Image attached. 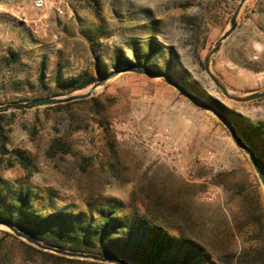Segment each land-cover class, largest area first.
I'll return each mask as SVG.
<instances>
[{
  "label": "rangeland",
  "instance_id": "1",
  "mask_svg": "<svg viewBox=\"0 0 264 264\" xmlns=\"http://www.w3.org/2000/svg\"><path fill=\"white\" fill-rule=\"evenodd\" d=\"M29 2L0 0V106L82 94L102 77L95 64L109 73L119 67L118 57L130 60L134 51L147 67L170 61L190 90L264 126V98L229 101L203 70L239 0H63L60 16L53 8L34 11ZM40 16L46 29L32 23ZM151 41L155 52L148 55ZM210 70L235 95L264 91V0L245 2ZM83 74L94 81L50 96L60 90L56 77L61 82ZM92 97L95 106L4 113V149L21 152L31 167L0 153L2 179L14 189L28 187L39 206L66 205L74 214L120 202L126 215L192 231L217 264H264V192L218 119L159 79L133 73L119 75ZM57 138L68 152L48 157ZM0 192L7 195L1 186ZM3 232L0 264H80L30 251L19 241L45 252Z\"/></svg>",
  "mask_w": 264,
  "mask_h": 264
},
{
  "label": "trees",
  "instance_id": "2",
  "mask_svg": "<svg viewBox=\"0 0 264 264\" xmlns=\"http://www.w3.org/2000/svg\"><path fill=\"white\" fill-rule=\"evenodd\" d=\"M148 52V55L155 52L152 41L148 45ZM115 62V66H146L139 60L134 51L132 52V59L118 57ZM149 68L166 74L188 87L186 83L179 81L172 73L170 61L164 62L161 67L152 66ZM94 71L98 76L107 74L97 64L94 65ZM54 81L57 87L60 85V90L50 96L83 89L94 81V77L83 74L78 78L66 79L61 82L56 77ZM89 102L95 106L96 98L44 107V110H67ZM221 110L244 136L264 173V126L258 123H249L240 114ZM12 115L13 113L9 114V116ZM5 116V114H0V119ZM4 140V136L0 133V153L12 155L15 163L21 168L30 169L31 160L21 152H6ZM64 145L60 139H54L46 151V155L53 157L58 152L66 154L68 149ZM0 186L7 192V195H2L0 192V220L12 224L45 245L118 258L135 264H217L203 241L196 238L192 231L173 230L172 222L169 223L166 220L162 222L157 218L140 216L134 212L126 215L121 212L123 205L120 202L109 201L107 209L101 208L95 213L89 211L74 214L68 211L66 205L55 206L52 203H48L47 206L37 205L34 201L35 195L28 187L19 186L14 189L1 176ZM3 233L5 236L17 240L7 232ZM19 243L28 250L53 260L68 263L101 264L66 259L38 251L21 241Z\"/></svg>",
  "mask_w": 264,
  "mask_h": 264
},
{
  "label": "water",
  "instance_id": "3",
  "mask_svg": "<svg viewBox=\"0 0 264 264\" xmlns=\"http://www.w3.org/2000/svg\"><path fill=\"white\" fill-rule=\"evenodd\" d=\"M247 0H239L230 20L228 23V28L225 32L216 40L212 48L209 50L207 56L203 62V70L209 80L214 84L220 94L227 100L232 101L234 103H248L251 101L259 100L264 98V91L261 92H253L249 93L244 96L235 95L229 92L226 87L220 82V80L211 72L210 64L213 56L217 53L222 43L230 36V34L235 30L237 26V18L239 12L243 5ZM125 73H133L141 76L156 78L165 83L166 85L172 87L174 90L178 91L180 94L184 95L188 100H190L195 105L199 106L200 108L208 111L212 114L216 119H218L221 124L227 129L229 134L232 136L234 141L238 144L240 149L243 151L245 156L247 157L249 163L251 164L255 175L263 189L264 192V173L261 170L259 162L255 157L254 153L248 146L244 136L239 132V130L232 124V122L228 119L226 114L221 111V109L213 103L206 101L204 98L190 90L186 85L177 82L172 77L157 72L147 66H136V65H123L115 68L111 72L105 74L102 77H99L96 81H94L82 94H72L68 96H59V97H49V98H40V99H33L22 103H8L0 106V114L14 112V111H27L33 109H39L44 107H50L60 104H66L74 101L85 100L90 98L98 89L103 88L112 80H114L119 75ZM0 228L4 229L5 231L11 233L14 237L26 242L29 245L36 247L42 251L70 258V259H78L83 261H92L98 262L102 264H135L132 262H128L118 258H112L107 256H101L96 254L84 253V252H77V251H70L65 250L62 248H57L49 245H45L38 241L35 237L25 234L24 232L20 231L12 224L0 220Z\"/></svg>",
  "mask_w": 264,
  "mask_h": 264
},
{
  "label": "built area",
  "instance_id": "4",
  "mask_svg": "<svg viewBox=\"0 0 264 264\" xmlns=\"http://www.w3.org/2000/svg\"><path fill=\"white\" fill-rule=\"evenodd\" d=\"M62 3L63 0H30L29 2L30 9L34 11H45L48 8H53L57 16L63 14ZM20 12L24 14L25 10H20ZM32 23L36 26H39L42 29H46L48 27V24L46 23V21L42 16L33 19ZM154 149L157 148L154 147ZM160 154L163 155L164 157H167V155L164 154L163 152Z\"/></svg>",
  "mask_w": 264,
  "mask_h": 264
},
{
  "label": "crops",
  "instance_id": "5",
  "mask_svg": "<svg viewBox=\"0 0 264 264\" xmlns=\"http://www.w3.org/2000/svg\"><path fill=\"white\" fill-rule=\"evenodd\" d=\"M162 127H165V126L162 125Z\"/></svg>",
  "mask_w": 264,
  "mask_h": 264
}]
</instances>
